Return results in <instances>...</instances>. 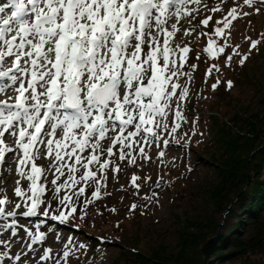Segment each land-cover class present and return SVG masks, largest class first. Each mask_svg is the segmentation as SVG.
<instances>
[{"label": "snow or ice", "instance_id": "6c2138e0", "mask_svg": "<svg viewBox=\"0 0 264 264\" xmlns=\"http://www.w3.org/2000/svg\"><path fill=\"white\" fill-rule=\"evenodd\" d=\"M201 5L209 9L203 0H7L0 3V79L6 81L0 85V94L7 96L8 90L14 92V97L0 99V164L5 162L8 153H20L16 157V172L30 182L31 192L25 201L30 203L22 215H43L64 224L77 213L71 196H54L59 205L55 209L51 201L42 199L46 188L39 181L45 170L36 163L41 156L38 144L44 146L43 156L53 160L52 167L57 173L64 175L62 169L68 167L72 185L89 181L99 185L97 172L89 165L98 164L101 172L108 169L111 161L101 160V156L115 155L116 145L122 146L119 159H128L131 153L124 149L132 148L137 136L146 144L160 141V130L169 129L167 118L174 103L175 117L184 119L180 102L186 100L189 89L179 80L189 76L182 69L191 49L171 45L180 31L178 24L182 16L194 18L193 13L199 12ZM244 6L259 13L264 0H243L242 5L235 4L217 21L222 26L215 28L214 35L224 38L225 45L217 47L216 41L209 38L204 51L210 57L225 52L233 21L250 15L242 11ZM209 10L222 11L219 5ZM172 19L175 22L169 24ZM211 19L208 16L201 23L207 26ZM189 34L185 31V35ZM261 36L264 38V33ZM248 39L249 53L241 56V66L261 43V40ZM238 47L227 56L226 66H230L233 55H240ZM191 67L195 69L196 65ZM213 69L220 70L213 65L208 69L209 75ZM218 84L219 81L213 84L212 89ZM232 86V81H227V87ZM130 127L132 131H128ZM179 127L175 124L171 133ZM45 133L48 138L42 140ZM6 134L14 137L15 149L6 143ZM106 139L111 146L105 149L102 141ZM164 144L168 141L164 140ZM87 149H91L89 155L82 156ZM139 152L148 158L143 147ZM65 157L74 158L75 164L67 165ZM135 162V157H131L129 163ZM75 165L85 170L79 180L73 175L78 171ZM113 171L119 172L120 168L117 166ZM58 179L59 176L52 184L56 185ZM138 179L132 176V184L137 188ZM19 183L17 180L15 195L25 197ZM67 187H70L67 183L56 185L54 192ZM84 192L85 188L80 187L78 194ZM92 195L100 198L99 187ZM9 203L6 196L0 198V216L17 214L6 212L5 205ZM41 206H44L42 213ZM131 207L135 209L136 205ZM15 208H21V204L17 203ZM15 224L13 221L4 226V230L11 229L12 237L18 235ZM39 229L40 225H36L35 232L24 229L28 240L20 238L19 242L27 251H35L33 245L46 240L47 233ZM56 238L59 240V235ZM0 244L10 248L9 241L0 240ZM71 244L72 237H69L63 251L65 264L72 254ZM79 248L84 249L86 245L81 243ZM27 251L14 255L0 252V264H4L5 257L11 264H25L22 257L27 256ZM51 252V248L44 249L41 260H49Z\"/></svg>", "mask_w": 264, "mask_h": 264}, {"label": "rangeland", "instance_id": "374dc122", "mask_svg": "<svg viewBox=\"0 0 264 264\" xmlns=\"http://www.w3.org/2000/svg\"><path fill=\"white\" fill-rule=\"evenodd\" d=\"M238 2L203 0V4H207L209 9L219 5L222 11L214 13L201 5L199 12L193 13L194 18L182 16L180 19V31L171 46H188L191 49L182 69L189 73L190 79L189 76H182L179 80L182 86L188 87L189 94L185 101L180 102L184 119L177 120L175 117L177 106L174 103L173 111L169 112L167 118L169 129L160 130V141L146 144L140 136L134 138L136 143L127 149L131 156L119 172L113 171L119 160L118 156L108 157L105 153L104 156L111 161L106 179L97 176L100 184L91 181L83 194H78L83 182L72 185L67 176L68 167H64V175H60L52 167V159H46L44 156L38 159L36 163L49 169L40 179V183L47 187L42 199L51 201L52 208H57L58 200H50L49 192L54 190L56 185L67 183L70 187L65 188L66 194L69 195L72 190L77 193L74 201L77 213L68 223L61 225L43 215H39V218L32 222L30 230L33 232L41 218L51 222L47 227L40 228V231L48 233L49 228L54 226L57 230L51 236L53 239L35 245L40 258L44 249L51 248V258L37 261L36 256L30 254L24 258L27 264H57L58 261L59 264H65L63 251L68 239H63L64 236L57 240L56 237L69 231L72 234V254L67 258V264H135L133 255L144 258L155 254L173 257L179 250V232L192 222L204 224L211 220V223L216 224L214 233L221 234V238H231L236 234H240L242 238L246 237L248 226H239L231 231L233 225L241 221L238 217L243 218L242 205L246 197L243 185L224 187L216 199L211 198V194L216 191L215 187L221 182V164L229 153L225 151L223 144L215 142V131L210 128L206 119L208 114L221 117L233 132H239L237 128L240 127L242 134H245L249 127L246 121L256 120L257 127L264 131V38L261 36L264 33V7H261L263 9L259 13L247 6L243 7L242 11L249 12L250 15L233 21L224 53L213 58L204 51L209 38L216 41L217 47L225 45L224 38L215 36L214 30L222 26L218 25L217 21L222 20L231 7L243 0ZM195 7L197 6L191 8ZM208 16L212 19L204 26L201 20ZM185 31L190 34L185 35ZM248 38L261 40V43L257 49L251 51L249 58L241 66V56L249 53ZM237 45L239 47L236 50L240 55H233L230 66H226L227 56L233 54ZM191 65H196V68L193 69ZM213 65L220 70L213 69L209 75L208 69ZM217 81L219 84L213 90L212 85ZM227 81H232L233 86L230 89L227 87ZM177 123L180 127L175 133H171V128ZM132 130L131 127L128 129ZM164 140L168 141L167 145ZM109 146V141L103 145L105 149ZM141 147L148 158L140 155ZM90 151L84 152V155H88ZM161 152L164 153L163 156L160 155ZM131 157L136 159L134 164L129 163ZM74 164L75 160H71L67 165ZM75 167L78 170L82 168L80 165ZM75 174L76 172L73 175ZM133 175L139 177L136 181L138 188L132 184ZM57 176L59 179L56 185H53L52 181ZM8 178L9 175L5 178L0 176V186H3ZM16 178L9 179L1 190L0 198L15 194ZM28 183L30 182L26 180L19 184L23 189ZM97 187L100 189L99 199L92 195ZM239 187L242 189L234 198ZM224 194L226 199L218 203L217 201H221L220 196ZM17 201L25 202L26 197H18ZM132 205H136L135 209ZM10 206L15 207L12 204ZM43 210L44 206H41L39 211L42 213ZM6 238L2 236L0 240L7 241ZM81 243L86 245V248L80 249ZM6 249L9 254L15 251V248L11 247ZM210 257L209 259L215 262ZM244 262L242 258H232L225 264H264V253L255 254ZM8 264H11V261Z\"/></svg>", "mask_w": 264, "mask_h": 264}, {"label": "trees", "instance_id": "16d2710c", "mask_svg": "<svg viewBox=\"0 0 264 264\" xmlns=\"http://www.w3.org/2000/svg\"><path fill=\"white\" fill-rule=\"evenodd\" d=\"M208 115L211 117V129L215 131V142L223 144L225 151L229 153L223 159L220 168L221 182L215 187L216 191L211 194V198L216 199L224 187L243 185L246 193L242 205L244 216L242 219L238 217L241 221L237 223V227L248 226V234L243 238L240 234L220 238L210 257L215 263L210 259L204 262L199 248L207 239L217 234L214 233L216 224L211 223V220L204 224L192 222L179 232V250L175 256L168 258L155 254L144 258L133 255L135 264H225L232 258H242L246 263L251 256L264 253V131L257 127L256 120H249L246 121L249 127L245 134L240 132V127H236L239 132H233L221 117ZM241 189L242 187L238 188L234 198ZM220 198L218 203H222L226 195H221Z\"/></svg>", "mask_w": 264, "mask_h": 264}, {"label": "bare ground", "instance_id": "6f19581e", "mask_svg": "<svg viewBox=\"0 0 264 264\" xmlns=\"http://www.w3.org/2000/svg\"><path fill=\"white\" fill-rule=\"evenodd\" d=\"M237 2L239 1V0H236ZM239 3V2H238ZM242 3L243 2H240V4L242 5ZM258 6H260V5H258ZM189 7H190V5H189ZM261 9H263V8H261ZM170 21H173V19L172 20H170ZM206 119L208 120V122H209V126H210V128H211V117L208 115L207 117H206ZM110 135H114V133H109ZM135 138H137V137H135ZM6 143H8L9 144V146H13L14 145V142H13V140H11L9 137L8 138H6ZM122 146L121 145H116L115 147H114V149H113V152L115 153V155L116 156H118V158H119V149L121 148ZM124 151L125 152H127L128 150L127 149H124ZM13 155H15L16 157H17V155H18V153L16 152V153H11L10 155H9V157H11V156H13ZM82 156H88L89 155V153H88V155H84V153H82L81 154ZM104 159H108V160H110V158H107V156H101V160H104ZM71 160H74L73 158L72 159H69V162L71 161ZM5 161H7V165H5L4 163L3 164H0V169H3V168H5L6 167V170L5 171H3L2 172V174H1V177L2 176H4V178L6 177V176H8L9 175V178L6 180V183L3 185V186H0V194H1V190H3V188H4V186L7 184V182H9V179L12 177V178H16V177H18V178H16V180H19L20 182H22V181H26L27 179H24V178H21L18 174H17V172H16V167H17V165H16V158L15 159H13V162H12V160L11 161H8V160H5ZM128 161V159H126V160H118L117 161V163H116V165H115V167H119L120 168V170L125 166V163ZM12 165V168H9L10 166ZM39 165H40V163H39ZM8 167V168H7ZM89 167L92 169V171H94V172H97V176H98V178H101L102 176H106V172L109 170V168L108 169H106L105 171H103V172H101V171H99L98 169H99V165L98 164H93V165H89ZM25 171H28V169L27 168H25ZM47 171H48V168H46V170H45V172L43 173V175H42V177L45 175V173H47ZM85 170L83 169V168H81V170H78V171H76V174H75V178L76 179H78L79 180V178H80V176H81V173H83ZM14 172V173H13ZM69 173V172H68ZM68 173H67V176H68ZM12 174L14 175V176H12ZM41 177V178H42ZM41 181H39V183H40ZM29 184L30 183H28V185L27 186H24L23 187V191L26 193V196L25 197H27L28 195H31V192L29 191ZM90 184H91V181H89V182H87V183H85V182H83V186L82 187H84L85 188V191H87V188L90 186ZM60 185V184H59ZM15 186H17V185H15ZM19 186H21V184H19ZM46 188V191H45V194H46V192H47V187H45ZM4 190H6V189H4ZM13 193V192H12ZM74 193L75 192H73V190H72V192H70L69 193V195L68 196H71V198H72V201L74 202L75 201V199H76V194L74 195ZM49 194H50V200H52V201H54V202H57V200H55V199H53V197L54 196H64L65 194H66V190H65V188H62L61 189V191L59 192V193H56V192H54V190H52V191H50L49 192ZM67 195V194H66ZM5 197V196H4ZM6 197L8 198V200L10 201V203L9 204H7V205H5V209H6V212H11L10 210H9V206L12 204V205H16L17 204V196L15 195V194H13V195H10V194H7L6 195ZM19 204H21V208H19L17 211H21L23 208H25L26 206H27V203L26 202H22V201H20V202H18ZM27 208V207H26ZM16 209V208H15ZM65 211H67V209H64ZM243 216H244V213L242 214ZM29 218H23V217H21V216H19L18 214H16L15 216H0V220L2 219V222H4V221H10V222H13V221H15L16 222V224H15V227H16V229H17V232H18V235L16 236V237H12L11 236V234L10 233H8V232H10V229L9 230H5L4 232H3V234L1 235L0 234V237H7L6 238V240L7 241H9L10 242V247L11 248H15V251H14V253H12V254H9V255H14V254H16V253H19V252H22V251H27V249L26 248H24L23 247V243L22 242H19L20 241V238H23L24 240H28V237H27V235H26V233H25V231H24V229H25V227H24V229H22V227H23V225H25L26 226V228L27 229H29L30 230V228H31V226H32V222L34 221V218L36 217V216H28ZM241 217V216H240ZM242 219V218H241ZM50 222L51 221H48L47 219L45 220V219H39V225H40V228H44V227H47L48 226V224H50ZM21 223V224H20ZM57 223L59 224V225H61V223H59L58 221H57ZM50 229H51V231H50ZM56 230H57V227H50L49 228V231H48V238L46 239L47 241H49V240H51V239H53L51 236H53V234H55L56 233ZM68 234L70 233V231L69 232H67ZM67 233H65V235H62V234H59V233H57V234H59V237H60V239L61 238H63L64 236V238L63 239H68L69 237H71L72 236V234L70 233L69 235L67 234ZM50 236V237H49ZM11 239H12V241H11ZM59 239V240H60ZM219 241H220V239H219ZM219 241H218V243H217V245L219 244ZM217 245L215 246V248L217 247ZM33 248L35 249V251H27V256L28 255H30V254H32V255H34V256H36V259H37V261H41V258L40 257H38V254H39V252H38V250L35 248V245H33ZM214 248V249H215ZM7 249L5 248V246L4 245H2V244H0V252H4V251H6ZM214 251V250H213ZM26 256H23L22 257V259H23V261L25 260L24 258H25ZM10 262V260H8V258L7 257H5V262H4V264H8ZM25 262V264H27V262L26 261H24ZM215 263V262H214Z\"/></svg>", "mask_w": 264, "mask_h": 264}, {"label": "water", "instance_id": "95a60500", "mask_svg": "<svg viewBox=\"0 0 264 264\" xmlns=\"http://www.w3.org/2000/svg\"><path fill=\"white\" fill-rule=\"evenodd\" d=\"M249 158H248V160H249ZM248 166H249V162H248ZM220 238H221V234L217 233L214 236L207 239L203 243V245L201 246L199 251L203 255V261L204 262H206L209 259L211 253L213 252V250H214L215 246L217 245Z\"/></svg>", "mask_w": 264, "mask_h": 264}]
</instances>
